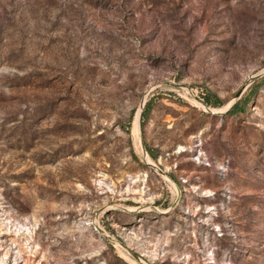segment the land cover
<instances>
[{
  "label": "rangeland",
  "instance_id": "374dc122",
  "mask_svg": "<svg viewBox=\"0 0 264 264\" xmlns=\"http://www.w3.org/2000/svg\"><path fill=\"white\" fill-rule=\"evenodd\" d=\"M0 264H264V0H0Z\"/></svg>",
  "mask_w": 264,
  "mask_h": 264
},
{
  "label": "trees",
  "instance_id": "16d2710c",
  "mask_svg": "<svg viewBox=\"0 0 264 264\" xmlns=\"http://www.w3.org/2000/svg\"><path fill=\"white\" fill-rule=\"evenodd\" d=\"M247 100L239 101L237 104H235L232 109L230 110V115H241L247 112ZM150 107V104L147 105V108L145 109V114L148 112V109Z\"/></svg>",
  "mask_w": 264,
  "mask_h": 264
}]
</instances>
